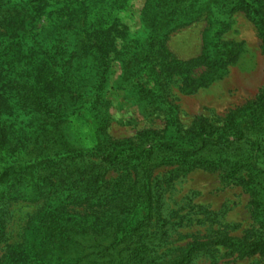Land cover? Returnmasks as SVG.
Listing matches in <instances>:
<instances>
[{
  "label": "trees",
  "instance_id": "16d2710c",
  "mask_svg": "<svg viewBox=\"0 0 264 264\" xmlns=\"http://www.w3.org/2000/svg\"><path fill=\"white\" fill-rule=\"evenodd\" d=\"M147 1V34L130 48L135 51H127L121 78L131 81L143 99L155 102L174 76L192 89L204 82L189 75L193 61L177 60L166 45L173 32L204 14L206 53L197 65L209 72L224 66L229 45L210 32L237 11L255 25L264 54L261 0ZM120 2L0 0V12L12 14L0 24V245L7 240L13 203H43L29 221L31 234L21 245L8 246L3 262L195 264L199 256L221 248L229 255L264 257V88L246 106L231 110L221 126L202 119L195 129L183 131L170 119L173 131L113 140L108 133L111 107L104 97L110 70L106 50L112 41L95 37L110 31L104 13ZM46 14L51 23L36 31ZM141 58H148L151 67L131 73ZM83 59L92 74L87 89L70 80ZM19 113L30 117L31 132L14 130ZM74 115L89 128V148L64 134L65 122ZM115 166L121 174L108 179ZM161 167L170 168L164 178L154 176ZM198 170L220 173L224 181L243 188L262 230L258 236L240 239L217 232L173 245L174 227L163 215L162 198L176 180Z\"/></svg>",
  "mask_w": 264,
  "mask_h": 264
},
{
  "label": "rangeland",
  "instance_id": "374dc122",
  "mask_svg": "<svg viewBox=\"0 0 264 264\" xmlns=\"http://www.w3.org/2000/svg\"><path fill=\"white\" fill-rule=\"evenodd\" d=\"M11 1L17 3L22 0ZM119 1L120 4L108 6L104 13L110 31L107 35L97 33L95 37H101L102 41L104 38L112 41V46L106 50L110 70L104 97L111 107L113 121L108 133L113 140L136 141L145 131H173L170 119H176L183 131L195 129L202 119L221 126L231 110L246 106L263 90L264 54L261 38L246 14L237 11L225 24H217L210 32L212 37L229 45L224 66L209 72L205 65L196 64L206 53L203 34L209 25L204 14L189 26L173 32L166 41L167 48L177 60L193 61L189 75L197 80L205 79L204 82L201 81L192 89L185 85L181 76H174L165 81L161 96H157L155 102L143 99L132 87L131 81L124 82L121 78L125 60L130 58L127 51H135L130 48L133 49L135 43L147 34L149 25L144 15L149 10V3L147 0ZM261 1L264 3V0ZM11 17V12H0V24ZM50 23L48 14L42 16L36 31L46 29ZM81 62L70 80L87 89L91 85L92 74L85 60ZM133 65L129 70L131 73L151 67L148 58H141ZM29 123L30 117L22 113L13 118L14 130L18 135L34 129L28 126ZM64 126V134L77 146L89 148L92 145L89 128L82 126L77 115L69 117ZM32 147L30 144L28 150ZM169 169L157 168L154 176L164 178ZM121 172V167H112L107 178L116 179ZM173 185L163 195L162 209L163 215L170 219L174 227V246H184L194 239L215 235L217 232L240 239H253L262 231L252 217L249 195L241 186L224 181L220 173L194 171L176 180ZM42 206V202H19L9 207L7 240L0 245V264H5L2 258L8 246L21 245L25 237L31 234L32 231L28 232L27 229L29 221L36 217ZM195 264H264V257L229 255L221 248L199 256Z\"/></svg>",
  "mask_w": 264,
  "mask_h": 264
}]
</instances>
